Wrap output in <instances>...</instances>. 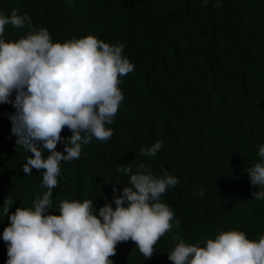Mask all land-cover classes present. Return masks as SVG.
Wrapping results in <instances>:
<instances>
[{
    "label": "trees",
    "instance_id": "obj_1",
    "mask_svg": "<svg viewBox=\"0 0 264 264\" xmlns=\"http://www.w3.org/2000/svg\"><path fill=\"white\" fill-rule=\"evenodd\" d=\"M216 4L0 0V13H26L33 28H46L53 42L93 35L111 45L122 44L123 54L134 64V71L121 78L124 99L114 123L106 125L113 136L106 142L94 138L82 145L79 159L60 162L49 210L59 215L62 200L85 199H93L94 214L106 203L114 208V196L127 186L128 175L118 173L122 164L131 166L132 174L143 163L155 176H175L179 183L160 198L174 213L172 230L157 242L150 259H144L131 240L119 243L110 257L113 264H172L167 254L176 234L201 247L224 231H243L250 240L264 235V199L252 198L261 189L250 184L245 171L262 162L264 0ZM27 32V26L7 25L3 38L15 41ZM14 111L11 104H0V264L8 258L2 239L9 223L4 201L13 200L9 212L14 213L17 207H33L35 197L47 190L40 187L42 171L33 169L27 175L22 170L31 153L16 145L11 134L8 116ZM70 135L65 127L62 138ZM156 141L163 147L155 156L141 155L142 147ZM63 147L58 143L56 150ZM48 154L45 151V158ZM201 189L203 196L198 195Z\"/></svg>",
    "mask_w": 264,
    "mask_h": 264
},
{
    "label": "clouds",
    "instance_id": "obj_2",
    "mask_svg": "<svg viewBox=\"0 0 264 264\" xmlns=\"http://www.w3.org/2000/svg\"><path fill=\"white\" fill-rule=\"evenodd\" d=\"M207 0H205V4ZM216 7H219L217 0ZM27 26L28 32L15 41H6L5 27ZM122 44L111 45L93 35L53 42L46 28L35 29L25 13H0V104H11L8 116L11 134L31 156H25L22 170L43 173L41 188L33 207H17L4 201L8 226L2 239L7 245L5 264H113L117 245L131 240L144 259H150L155 245L173 228L174 213L160 198L179 181L164 172L155 176L141 163L132 174L131 166L121 165L119 174L128 175L127 186L114 196L113 208L104 204L94 214L93 199L62 200L59 215L52 209L53 189L58 186L60 162L79 159L82 145L95 138L106 142L124 95L121 77L134 71L123 54ZM13 93L14 99H11ZM67 127L71 135L61 133ZM63 143V151H57ZM163 147L156 141L142 147L143 156H155ZM49 154L45 158L44 153ZM262 162L245 169L256 200L264 199V144L259 146ZM116 193L115 185L112 189ZM198 195L203 196L201 189ZM175 224L179 227L180 221ZM167 254L172 264H264V235L250 240L243 231L220 232L205 246L185 243L179 234Z\"/></svg>",
    "mask_w": 264,
    "mask_h": 264
},
{
    "label": "bare ground",
    "instance_id": "obj_3",
    "mask_svg": "<svg viewBox=\"0 0 264 264\" xmlns=\"http://www.w3.org/2000/svg\"><path fill=\"white\" fill-rule=\"evenodd\" d=\"M174 29V28H173ZM176 30V29H175ZM171 31H173V30H171ZM180 31V30H179ZM182 32V31H181ZM174 34H175V32H173ZM178 34V33H177ZM179 35H180V33H179ZM175 36V35H174ZM183 36V35H182ZM170 37H172V33H171V36ZM178 37V36H177ZM172 38H174V37H172ZM183 38V37H182ZM175 39V38H174ZM181 39V38H180ZM122 78V77H121ZM129 78V77H128ZM148 81V80H147ZM146 81V82H147ZM153 81V80H152ZM129 82V81H128ZM123 83V82H122ZM127 83V82H126ZM151 83V82H150ZM149 84V83H148ZM148 84H146V85H148ZM152 84H153V82H152ZM157 85V84H156ZM125 86V85H124ZM144 86V85H143ZM151 86V85H150ZM153 86V85H152ZM120 87H121V85H120ZM141 87V86H140ZM126 88V87H125ZM135 88V87H134ZM139 88V87H138ZM155 88H156V86H155ZM145 88H143V90H144ZM147 90H148V88H147ZM149 92V91H148ZM123 93V92H122ZM142 93V92H141ZM144 93H145V91H144ZM147 93V92H146ZM152 93V92H151ZM149 94V93H148ZM140 95V94H139ZM144 95V94H143ZM142 95V96H143ZM152 95V94H151ZM141 96V95H140ZM137 97V96H136ZM153 98H154V96H153ZM134 99V98H133ZM148 102V101H147ZM197 104V103H196ZM194 105V104H193ZM158 108V107H157ZM195 109V108H194ZM159 110H157V112H158ZM195 112V111H194ZM190 113V112H189ZM202 129V128H201ZM200 129V130H201Z\"/></svg>",
    "mask_w": 264,
    "mask_h": 264
}]
</instances>
